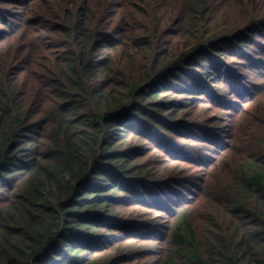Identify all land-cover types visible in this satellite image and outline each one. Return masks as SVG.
Returning <instances> with one entry per match:
<instances>
[{
    "label": "trees",
    "instance_id": "1",
    "mask_svg": "<svg viewBox=\"0 0 264 264\" xmlns=\"http://www.w3.org/2000/svg\"><path fill=\"white\" fill-rule=\"evenodd\" d=\"M36 1L0 0V264H264V130L227 221L184 165L224 144L189 109L264 98V0Z\"/></svg>",
    "mask_w": 264,
    "mask_h": 264
},
{
    "label": "rangeland",
    "instance_id": "2",
    "mask_svg": "<svg viewBox=\"0 0 264 264\" xmlns=\"http://www.w3.org/2000/svg\"><path fill=\"white\" fill-rule=\"evenodd\" d=\"M33 1L34 0H15L14 6L17 5L18 8L14 10V15L16 16L21 14L22 7L20 5H26L28 8L32 6L31 3ZM45 1L46 0L36 1L33 6L35 7L37 5L38 8L45 10ZM18 11H20V14H16ZM228 11L232 12L229 8L227 9V12ZM257 39H259L258 36ZM254 55L257 56L260 55V53L256 54V52H254ZM236 60L237 58L234 57V61ZM240 70H242V68ZM263 79L264 76L261 77V80ZM261 90L262 92L260 95L261 97H264V80L261 85ZM254 94L256 95V93ZM230 95V93H227L224 99L229 100ZM251 100L252 99H249V101ZM263 100L264 98L260 102ZM260 102H251L250 104L242 102L233 111L226 108L225 104L217 107L216 105H211L209 104L210 102H208L203 107L198 109H189L187 111L185 118L189 120H194L193 117H190L192 111L198 112L196 123L199 124L198 126L200 127L201 125L205 127L207 137L211 139L214 137V130L212 127H221L222 129L220 131H216V133L221 134L223 136L222 140L224 141L222 148L219 150L212 148V146L209 149H202L200 148V145L197 144V140H194V142H196V144L199 146L198 148H195L194 151L198 153L201 152V155L202 153H205L206 158L203 159L200 164H198V167L196 165H192L191 163L184 164L186 166H194L195 170L200 169L192 176H198L202 171L205 173L200 176V181H198L199 186L202 188V193L198 201L196 203L194 202L195 206L192 208V213L197 218L195 221L199 225H203V222L207 220H210L214 223L218 222L219 220H228L226 211V206L228 205L227 195L230 193L232 187H230V189L224 194L225 196H223L220 191V186L212 181L210 176L215 177L220 171H222L223 164L230 163V160L238 158L239 155L249 156V154L253 153L252 148L254 146L262 144L259 142L260 138H257V133L264 130V123L262 127L257 125L259 122L264 121V115L261 113L262 107ZM257 127L260 128L257 129ZM225 133L227 137H224ZM222 153H224L223 156H221ZM158 157L159 153L157 152L152 160H155ZM198 159H200V156ZM191 171H194L193 167H191ZM185 174L188 173L185 172ZM181 191L183 192V190ZM217 197L226 199L223 207L218 201ZM208 214L211 215L206 217Z\"/></svg>",
    "mask_w": 264,
    "mask_h": 264
}]
</instances>
